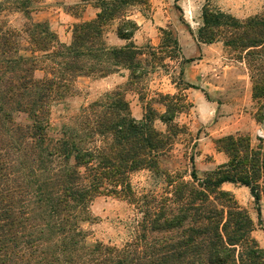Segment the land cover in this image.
Listing matches in <instances>:
<instances>
[{
    "label": "trees",
    "instance_id": "1",
    "mask_svg": "<svg viewBox=\"0 0 264 264\" xmlns=\"http://www.w3.org/2000/svg\"><path fill=\"white\" fill-rule=\"evenodd\" d=\"M36 3L0 0V17L8 11L28 15ZM93 7L94 18L74 23L68 43L46 22H29L19 32L0 19V264H264L252 235L254 222L222 188L226 183L246 187L260 201L264 143L254 146L245 135L216 139V151L227 160L203 178L193 155L185 158L188 180L175 169H162L161 160L185 130L175 121L187 107L185 97L159 94L154 102L163 112L147 102L142 118L135 119L124 94L165 59L178 60L180 46L163 28L157 48L133 43L139 29L133 12L144 16L148 0H94ZM112 22L116 36L126 41L122 46L105 41ZM191 34L198 43L222 42L245 64L252 98L261 109L264 6L260 14L239 19L205 4ZM122 71L128 72L127 88L82 106L50 132L53 107L77 79ZM19 114L25 123L15 121ZM156 119L164 131L155 128ZM143 171L157 176L153 186L159 187L137 190L131 178ZM101 196L125 202L134 218L120 244L88 246L84 224Z\"/></svg>",
    "mask_w": 264,
    "mask_h": 264
},
{
    "label": "rangeland",
    "instance_id": "2",
    "mask_svg": "<svg viewBox=\"0 0 264 264\" xmlns=\"http://www.w3.org/2000/svg\"><path fill=\"white\" fill-rule=\"evenodd\" d=\"M150 10L141 16L134 11V19L139 25L132 41L139 47L157 48L161 41L160 28L169 30L180 46L178 60L165 59L160 66L129 88L125 94L131 115L142 118L144 107L150 102L160 114L164 108L155 103L159 94L184 96L186 109L175 121L185 130L176 138L173 149L161 160L162 169L177 170L189 179L191 167L185 161L193 155L194 167L199 178L226 162V156L217 152L215 140L227 135H245L251 144L264 143V103L252 98V84L243 62L235 59V54L222 42L198 43L191 34L200 23L201 9L209 4L233 17L244 19L260 14L264 0H148ZM94 0H37L34 12L25 15L18 11H8L0 19L16 31H22L29 22H46L63 43H68L71 27L78 21L94 17ZM116 22L105 28V41L109 46H121L125 42L115 34ZM25 35L21 43L25 45ZM179 67L183 74L179 75ZM128 72L122 71L104 78L81 77L76 80L71 93L51 112L50 132L55 133L82 107L103 98L107 93L127 88ZM186 84L195 88H188ZM262 118L259 119V114ZM15 121L25 123L22 114ZM159 131L165 127L159 119L154 121ZM158 177L147 171L132 176L133 186L148 191ZM161 187V186H160ZM229 191L240 206L245 208L254 222L252 233L263 251L264 262V192L258 203L248 188L226 183L222 186ZM91 221L84 224L87 232L85 243L94 245L97 241L120 244L126 237L134 218V212L125 202L113 197L96 198L91 206Z\"/></svg>",
    "mask_w": 264,
    "mask_h": 264
},
{
    "label": "crops",
    "instance_id": "3",
    "mask_svg": "<svg viewBox=\"0 0 264 264\" xmlns=\"http://www.w3.org/2000/svg\"><path fill=\"white\" fill-rule=\"evenodd\" d=\"M96 12H97V10H96ZM96 12H95V14H96ZM95 14H94V16H95ZM92 18H94V17H92ZM92 18H91V19H92ZM88 20H89V19H88ZM122 41H124V40H122ZM124 42L126 43V41H124ZM125 43H124V44H125ZM124 44H123V45H124ZM121 46H122V45H121Z\"/></svg>",
    "mask_w": 264,
    "mask_h": 264
}]
</instances>
